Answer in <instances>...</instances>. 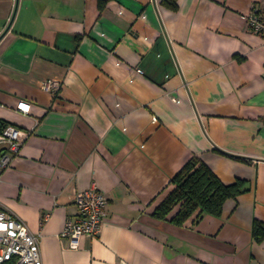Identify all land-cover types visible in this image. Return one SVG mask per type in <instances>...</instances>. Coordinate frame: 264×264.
Returning a JSON list of instances; mask_svg holds the SVG:
<instances>
[{"label": "crops", "instance_id": "1", "mask_svg": "<svg viewBox=\"0 0 264 264\" xmlns=\"http://www.w3.org/2000/svg\"><path fill=\"white\" fill-rule=\"evenodd\" d=\"M177 4L0 0V131L28 133L1 172L0 209L39 236L42 264H264L252 234L264 224V42L247 24L264 0ZM194 156L245 191L220 216L156 219ZM92 182L106 219L72 249L59 234Z\"/></svg>", "mask_w": 264, "mask_h": 264}, {"label": "built area", "instance_id": "2", "mask_svg": "<svg viewBox=\"0 0 264 264\" xmlns=\"http://www.w3.org/2000/svg\"><path fill=\"white\" fill-rule=\"evenodd\" d=\"M247 24L251 32L261 36L264 42V16L260 8L252 5L247 14ZM141 73L140 69H136ZM43 90L52 94L61 88V81L46 79L41 81ZM31 104L25 100L17 103L16 109L29 113ZM28 133L7 124L0 131V177L9 167L20 150ZM77 213L68 218L59 236L68 241V247L76 249L82 238H95L106 219L107 197L95 182L76 192ZM0 264H42L39 236L31 233L27 226L8 211L0 209Z\"/></svg>", "mask_w": 264, "mask_h": 264}, {"label": "trees", "instance_id": "3", "mask_svg": "<svg viewBox=\"0 0 264 264\" xmlns=\"http://www.w3.org/2000/svg\"><path fill=\"white\" fill-rule=\"evenodd\" d=\"M171 10L178 7L177 0H162ZM6 124H1L3 128ZM173 188L153 209L152 216L183 225L188 219L198 220L204 214L220 216L224 202L245 191V181L237 179L224 184L198 157H192L171 178ZM252 234L257 242L264 238V224L255 220Z\"/></svg>", "mask_w": 264, "mask_h": 264}]
</instances>
